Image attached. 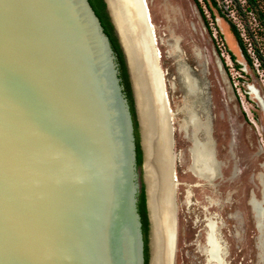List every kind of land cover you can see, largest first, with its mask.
I'll return each mask as SVG.
<instances>
[{"label":"water","instance_id":"water-1","mask_svg":"<svg viewBox=\"0 0 264 264\" xmlns=\"http://www.w3.org/2000/svg\"><path fill=\"white\" fill-rule=\"evenodd\" d=\"M105 2L139 123L148 264H172L173 137L165 91L152 79L159 53L149 7ZM119 74L89 0H0V264H146L135 127ZM152 86L165 120L154 118L157 154L140 112ZM152 155L162 157L148 171Z\"/></svg>","mask_w":264,"mask_h":264},{"label":"rangeland","instance_id":"rangeland-1","mask_svg":"<svg viewBox=\"0 0 264 264\" xmlns=\"http://www.w3.org/2000/svg\"><path fill=\"white\" fill-rule=\"evenodd\" d=\"M199 2L203 12L195 0H147L173 137L172 264H264V69L255 54L264 55V35L248 62L227 20L230 0L219 1L223 12ZM209 141L222 162L210 179L198 160Z\"/></svg>","mask_w":264,"mask_h":264},{"label":"trees","instance_id":"trees-1","mask_svg":"<svg viewBox=\"0 0 264 264\" xmlns=\"http://www.w3.org/2000/svg\"><path fill=\"white\" fill-rule=\"evenodd\" d=\"M91 5L93 6L96 14L101 20V23L104 27L105 32L109 36L113 49L117 55V61L119 63L120 70V78L122 84L124 85V91L126 92L127 98L129 100L134 127H135V137H136V150H137V166L141 170L143 164V151L140 143V131H139V123L135 111L134 99L132 94L131 83L129 79V74L127 70V66L125 63L124 55L120 44L118 42V38L114 32L113 24L110 20L109 14L106 10V2L105 0H89ZM207 1V0H206ZM212 5L216 8H220V12H223L222 8L219 6V1L224 2V0H210ZM199 9L203 12V7L200 4L199 0H195ZM228 11V22L231 27V31L234 34L236 41L248 60V62L252 63V56L249 51V45H253L257 43L259 37L264 35V3L263 0H230V4L227 7ZM234 12V16L240 20V23L235 20V17L231 15V12ZM256 58L258 59L260 66L264 69V55L257 48L255 50ZM231 58L234 60L235 55L230 52ZM141 180V188L138 194V209L141 214L142 220V229L144 234L145 241V263H149V217H148V209H147V200H146V191L145 184L142 180V170L140 173Z\"/></svg>","mask_w":264,"mask_h":264},{"label":"bare ground","instance_id":"bare-ground-1","mask_svg":"<svg viewBox=\"0 0 264 264\" xmlns=\"http://www.w3.org/2000/svg\"><path fill=\"white\" fill-rule=\"evenodd\" d=\"M155 47H156V45H155ZM158 61H159V57H158ZM151 70H152V79L154 78L153 81L154 82L160 81L161 82L160 84L163 87V90L165 91V84L163 81L164 77L162 78L163 74H161L160 63L158 62L157 64H152ZM157 77H159L158 81H157ZM137 81L138 82L140 81L139 78H137ZM151 88L153 89V92H149V94L147 95L148 98H145L143 96V93H141V96H140V112H141V116H142V120H143L145 135L148 134L149 140L153 138V140H151L153 142V151H155V154H157V152H159V149H158V144H157V137L156 136L154 137L155 131H156L154 118L156 117L158 119V117H159L161 119V123H163L162 122L163 114L161 113V110H159L160 109L159 108V98L157 96L158 90L160 88L159 89H158V87L155 88V86H152ZM151 115H152V117H151ZM158 124H159V120H158ZM163 124H165V120H164ZM161 126L165 132V130H166L165 125L163 127V125L161 124ZM230 128H232V127H230ZM169 129L171 130L170 126H169ZM160 130H161V128H160ZM201 147H203V150L201 151L199 158H198L199 162L202 165L201 171L204 172L209 177V179L221 175L220 167H221L222 162H221V159L217 158L216 155H214V150H213L211 142L209 141L205 144H202ZM260 154L261 153H259V155ZM229 155H230V160L225 161V162H226L227 166L228 165L230 166L229 170L231 172L230 175L232 176V174L234 172V166H235L233 164H235V160H236L235 151L230 149ZM256 156L257 155H255V152H254L252 155L249 156V158L256 160L257 159ZM161 157H162V155H152L153 160H151V162L148 161V163H147L148 171H151L152 169L155 170L156 168L158 169V165L156 163L161 161ZM149 176H150V174H149ZM149 179H150V177H149ZM150 182H151V180H150ZM255 205L257 207H261V212H262L263 209H262V206L260 205V203L255 202ZM160 212L161 211L158 210V208L156 209V206H155V209H153V219L154 220H156V219L159 220L158 219L159 215L161 217V214H163ZM156 215H157V218H156ZM220 264H224V263L221 262Z\"/></svg>","mask_w":264,"mask_h":264},{"label":"flooded vegetation","instance_id":"flooded-vegetation-1","mask_svg":"<svg viewBox=\"0 0 264 264\" xmlns=\"http://www.w3.org/2000/svg\"><path fill=\"white\" fill-rule=\"evenodd\" d=\"M106 10H107V5H106ZM108 12V11H107ZM109 14V13H108ZM110 17V16H109ZM111 20V19H110ZM114 27V26H113ZM115 32V31H114ZM119 42V41H118Z\"/></svg>","mask_w":264,"mask_h":264}]
</instances>
